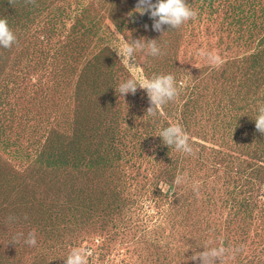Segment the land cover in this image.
Masks as SVG:
<instances>
[{
  "label": "rangeland",
  "instance_id": "374dc122",
  "mask_svg": "<svg viewBox=\"0 0 264 264\" xmlns=\"http://www.w3.org/2000/svg\"><path fill=\"white\" fill-rule=\"evenodd\" d=\"M187 2L194 19L156 31L138 0H0L17 37L0 46V264H65L73 247L88 264H200L221 243L224 264H264V0ZM141 38L163 54L137 50L134 70L178 88L155 116L146 90L116 91L130 71L113 48ZM169 122L193 154L156 135Z\"/></svg>",
  "mask_w": 264,
  "mask_h": 264
},
{
  "label": "clouds",
  "instance_id": "9594fccd",
  "mask_svg": "<svg viewBox=\"0 0 264 264\" xmlns=\"http://www.w3.org/2000/svg\"><path fill=\"white\" fill-rule=\"evenodd\" d=\"M10 4H14L15 0H9ZM26 4H35L36 0H25ZM137 12L143 15L146 12L150 13V17L154 23L153 29L156 31H163V26L168 25L169 29L179 28L184 22L194 19L197 16V11L189 7L187 0H138L136 6ZM131 15V14H130ZM147 27V25L145 26ZM17 42V37L10 29L6 18H0V46L4 48H11ZM120 56V61L130 71V78L119 83L116 91L121 96L131 92L135 94L137 88L146 90L150 106L146 110V115L155 116L164 104L172 101L178 95V88L173 74H153L151 78H145L142 73L134 70L136 65L129 63V58L135 56L137 50L144 51L151 56L162 55L160 46L156 39L146 40L144 38L132 40V43L121 42L119 46L114 47ZM207 59L208 63L215 68H219L223 60L213 51L201 50L199 53ZM198 67V66H197ZM256 130L264 133V104L258 106V114L255 117ZM156 135L162 137L163 143L167 146L175 147L179 152L185 154H193V148L190 144L191 137L178 123L169 122V126L163 128ZM185 175L177 174L173 183L180 185L184 182ZM162 191H165L164 185L159 186ZM193 191L199 194V182H194ZM27 218V217H25ZM11 219V217L9 218ZM24 234L17 233L13 237L12 242L17 243L19 238ZM29 246H35L37 243L35 230L28 233L24 241ZM204 250L199 254H194L192 260L200 261V264H224V260L228 249L221 243L219 246L209 247L205 245ZM90 252L82 247H73L65 259V264H88L86 257Z\"/></svg>",
  "mask_w": 264,
  "mask_h": 264
}]
</instances>
